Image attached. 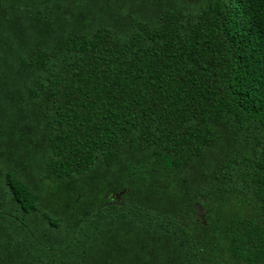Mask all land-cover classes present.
Returning a JSON list of instances; mask_svg holds the SVG:
<instances>
[{
	"label": "trees",
	"instance_id": "obj_1",
	"mask_svg": "<svg viewBox=\"0 0 264 264\" xmlns=\"http://www.w3.org/2000/svg\"><path fill=\"white\" fill-rule=\"evenodd\" d=\"M0 264H264V0H0Z\"/></svg>",
	"mask_w": 264,
	"mask_h": 264
},
{
	"label": "water",
	"instance_id": "obj_2",
	"mask_svg": "<svg viewBox=\"0 0 264 264\" xmlns=\"http://www.w3.org/2000/svg\"><path fill=\"white\" fill-rule=\"evenodd\" d=\"M202 212H203V209L200 207V210L198 212V216L202 217Z\"/></svg>",
	"mask_w": 264,
	"mask_h": 264
}]
</instances>
